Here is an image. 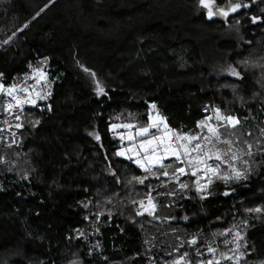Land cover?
Wrapping results in <instances>:
<instances>
[{"label":"trees","instance_id":"obj_1","mask_svg":"<svg viewBox=\"0 0 264 264\" xmlns=\"http://www.w3.org/2000/svg\"><path fill=\"white\" fill-rule=\"evenodd\" d=\"M230 2L250 7L209 20L199 0H0L1 81L11 86L46 62L52 84L48 101L24 111L20 143L1 146L0 264H151L165 256L153 257L152 230L191 239L242 224L246 260L264 264V212L246 211L264 208V0H214ZM219 60L243 78L219 75ZM151 104L184 132L198 131L207 104L236 115L240 144L255 153L247 181L215 182L206 199L193 195L171 218H147L151 226L102 212L101 197L119 192L125 173L144 176L114 155L110 125L146 124ZM23 156L29 173L17 167Z\"/></svg>","mask_w":264,"mask_h":264},{"label":"snow or ice","instance_id":"obj_2","mask_svg":"<svg viewBox=\"0 0 264 264\" xmlns=\"http://www.w3.org/2000/svg\"><path fill=\"white\" fill-rule=\"evenodd\" d=\"M213 4L214 0H199V5L206 9L209 20L214 16L227 18L230 13H236L241 8L250 7V5L242 2H230L225 7H213ZM251 20L255 24L260 18L252 17ZM84 70L88 71V69ZM230 74L238 79L243 78L235 68L230 69ZM92 75L95 74L92 73ZM2 76L3 74L0 73V77ZM27 79L28 77H25V80ZM32 79L35 84L30 87L27 84L22 87L16 84L6 87L0 83V95L10 98L5 101L3 111L14 115L17 121L21 120L20 113L23 112L26 105L35 107L38 101L46 100L51 95L50 92L44 91V88L48 86L46 72L37 68L34 70ZM37 85H41L39 90ZM96 91L97 95L104 94V89L99 83H97ZM149 108L146 124L122 122L110 125V131L124 130L119 134L120 147L114 155L127 159L143 171V177H133V180L137 183L143 185L145 180L152 178L159 180L161 176L167 177L170 181L178 184L180 192L194 188L199 198L203 200L211 194L209 189L216 179L222 180L225 184L230 181L247 179L251 166L250 161L255 153L252 151V143L244 142L245 147H240L241 140L236 135L235 130L241 125V120L237 116L225 114L219 108H216L212 110V115H207L197 122L196 128L199 131L184 132L182 129L171 128L166 118L158 112L153 114L152 110L156 109L155 104H151ZM15 127L21 128L23 124L17 123ZM2 131L3 129H0V132ZM260 133L261 136H264V129H261ZM248 134L251 135V133ZM94 135L96 140L101 139L99 134ZM257 151L264 155V146L258 145ZM245 157H248V159H245ZM165 161L170 162L165 163ZM238 163L244 165V167H238ZM186 175L194 178L191 185L180 180L181 176ZM160 186L166 187L163 182ZM153 191H155V188L149 185V192L146 194L147 203L145 204L144 200L139 201V207L136 210L137 215L147 214L155 218L158 205L152 196ZM164 194L175 196L177 190L173 189ZM229 194L227 191L223 193L225 196ZM133 203H136V201H133ZM246 211L261 213L264 212V208L256 207L246 209ZM184 219H187V217H184ZM235 227L234 225L233 228ZM228 232H233V229H228L227 232L221 233V235H226ZM243 239L244 237L239 231L233 233L232 243L236 245L234 251L240 249L241 244L239 242ZM187 244L195 247L198 244V238L193 237L187 241ZM180 247H184V244L181 243ZM216 251V248L209 245L207 253L212 258L200 260L198 264H221V261L215 257ZM177 252H179V248ZM196 255H202L199 248H196ZM241 257L242 254L235 257L237 264H239ZM221 258L233 259V257L224 253H221ZM170 264H190L189 253L183 252L177 255L170 261Z\"/></svg>","mask_w":264,"mask_h":264},{"label":"rangeland","instance_id":"obj_3","mask_svg":"<svg viewBox=\"0 0 264 264\" xmlns=\"http://www.w3.org/2000/svg\"><path fill=\"white\" fill-rule=\"evenodd\" d=\"M2 2H4V0H2ZM213 7H218V6L214 3ZM213 18H224V17L214 16ZM249 64H253L250 67H255V68L262 67V65H257L255 64V62L252 63V61H250ZM37 68L42 69L47 74V64L46 62H41L37 67L32 69L29 75L25 76V77H28L27 80H25V77H23L17 80L15 84L21 87L25 86V84H27V86L29 87L35 84V81L32 79V77L34 75V70ZM231 68H235L237 71H239L236 67L230 64H227L223 60L221 61L219 60L218 64L214 66V69H217L218 71L217 73L219 75L230 77L232 79H238L237 77L230 74ZM47 77H48V74H47ZM0 83L3 84L1 79H0ZM40 87L41 85H37L38 90ZM44 91L50 92V93L52 92V84H51V81L49 80V77H48V86L44 88ZM50 97L51 95L46 100L38 101L37 105H39V103L48 101ZM9 99L10 98L7 96L0 95V129H3V131L0 132V151H1V146L4 143L7 144V148L9 150L17 146L20 143V131L24 127V120L30 119L29 115L28 114L25 115L24 111L27 108L33 107V106L26 105L23 112L20 113L21 120L17 121L14 115L7 114L3 111V105L5 101ZM214 107L219 108L218 106H214ZM152 111H153V114L158 112L156 109ZM222 112L227 114L224 111ZM17 123H22L23 127L16 128L15 125ZM123 131H124L123 129H118L115 132H113L115 137L118 140H119V134ZM125 143L127 144V142ZM240 147H245V144L244 143L240 144ZM117 158L125 159L123 157H117ZM245 159H248V157H245ZM30 160H31L30 156H23V160L18 161L19 163H17V167L20 173L30 172V168H31ZM169 162L170 161H165V163H169ZM238 167L243 168L244 165L238 163ZM250 171L251 169H249V174H250ZM133 177L135 176L125 173L124 177L121 178V181H120V186L122 187L121 190H119V192L117 193L116 192L108 193L101 197L98 207L102 212H109V211H112L115 213L119 212L124 215L125 219L136 222L139 226H151L149 225L150 223L149 224L146 223L147 222L146 219L152 216H148L147 214H144V215L136 214V210L139 207V201L144 200L145 204L147 203L146 194L149 192V185L155 188V191L152 192V196L155 198V202L158 205L157 211L155 213V217L160 216L162 218L163 217L171 218L172 215L174 214V211L178 207V203L182 202L183 200L192 198L193 195L199 198L194 188H190V190H187L185 192H180L178 188V184L170 181L167 177L161 176L159 180L154 179V178L148 179L151 182L148 185V189L141 188L140 186L142 185L137 183L135 180H133ZM193 179L194 178L187 176V175L180 177V180L182 182L189 183L190 185ZM245 181H247V179L235 181V182L241 183ZM162 182L166 185V187L160 186ZM215 182H223V181L216 179L214 180V183ZM230 182H233V181H230ZM173 189L177 190V194L175 196H169V195L164 194L166 192L172 191ZM133 201H136V203H133ZM214 223L217 225L220 222L215 221ZM233 226L234 225L228 228V229H233V232H228L226 235H221V233L227 232L228 229L222 230L220 228H217L213 230V232L209 236L202 237V238L196 237L198 238V244L195 247L189 246L187 244V241L191 240L192 238L187 239L185 234L181 230L179 231L178 229L174 227H169L166 229L164 233H159L158 235H155L153 232H158L159 229L152 230L153 232H150V234H147V244L150 247L153 257L156 255L165 254V256H172V258L169 260H166L165 256L161 257L160 259H156V257H154L151 260V264H159V262L160 263L162 262L161 264H170V261L173 258H175L177 255L183 252L189 253L190 264H198V261L200 260H208L212 258V256L207 253V247L209 245L217 249L215 253V257L216 259H219L221 261V264H237L235 257L240 254H242V257L239 260V264H245V263L249 264L250 261L246 260L247 251H245L246 249L245 239L239 242L241 244V247L238 251H234V249L236 248V245L235 243H232L233 233L235 231H239L240 234L243 237H245L244 232L241 229H243L242 226H244V229H245L247 225L242 224L241 227L239 225H235L236 226L235 228H233ZM226 241H228V243H226ZM181 243L184 244V247H180ZM202 243L203 245H201ZM178 248H179V252H177ZM196 248H199V251L202 253L201 256L196 255ZM221 253H224L227 256H231L233 257V259L231 260L222 259Z\"/></svg>","mask_w":264,"mask_h":264},{"label":"built area","instance_id":"obj_4","mask_svg":"<svg viewBox=\"0 0 264 264\" xmlns=\"http://www.w3.org/2000/svg\"><path fill=\"white\" fill-rule=\"evenodd\" d=\"M217 107L212 106L211 104H207L203 109H202V114L204 116V118L207 115H212V110L216 109ZM205 109H207V111H205ZM236 116V115H235Z\"/></svg>","mask_w":264,"mask_h":264},{"label":"water","instance_id":"obj_5","mask_svg":"<svg viewBox=\"0 0 264 264\" xmlns=\"http://www.w3.org/2000/svg\"><path fill=\"white\" fill-rule=\"evenodd\" d=\"M241 9H243V8H241ZM241 9H240V10H241ZM240 10H238L237 12H239ZM237 12H236V13H237ZM233 14H235V13H230V15H233ZM230 15H229V16H230ZM229 16H228V17H229ZM223 19H225V18H223ZM148 219H149V220H155V221H157L158 223H161V220H160V219H153V218H151V217H148Z\"/></svg>","mask_w":264,"mask_h":264}]
</instances>
